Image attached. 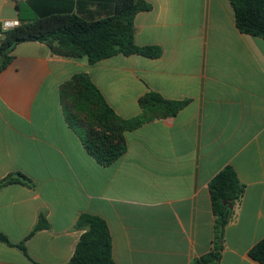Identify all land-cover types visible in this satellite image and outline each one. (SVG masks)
<instances>
[{
	"label": "crops",
	"instance_id": "0c3cea01",
	"mask_svg": "<svg viewBox=\"0 0 264 264\" xmlns=\"http://www.w3.org/2000/svg\"><path fill=\"white\" fill-rule=\"evenodd\" d=\"M135 41L158 58L118 54L89 64L22 42L0 72V180L23 173L34 186L0 189V232L25 241L40 264H67L83 230L81 214L103 218L116 264H191L212 249L209 184L232 167L244 195L225 228L219 264H260L249 256L264 238V39L236 27L230 0H145ZM116 0H0V23L41 14L112 16ZM16 25V26H17ZM88 74L115 112L141 113L154 91L187 101L173 117L125 133L127 152L111 165L91 157L67 125L60 86ZM43 214L49 228L27 238ZM0 264H31L0 241Z\"/></svg>",
	"mask_w": 264,
	"mask_h": 264
},
{
	"label": "trees",
	"instance_id": "16d2710c",
	"mask_svg": "<svg viewBox=\"0 0 264 264\" xmlns=\"http://www.w3.org/2000/svg\"><path fill=\"white\" fill-rule=\"evenodd\" d=\"M230 3L238 30L264 39V0H230ZM150 9L151 4L145 0H116L114 14L100 20H86L76 14H41L7 29L0 23V72L11 63V52L16 45L28 41L44 43L58 56L86 57L89 64L118 54L158 58L162 54L160 47L140 46L135 41V17ZM60 103L67 125L81 139L87 153L98 163L111 165L127 152V131L156 119L173 117L187 101L166 99L150 91L139 100L141 113L126 119L108 104L88 74L79 73L60 86ZM15 183L34 186L25 174L16 173L0 180V189ZM209 192L215 216L213 246L191 264L220 263L225 228L235 205L244 195L245 185L232 167H226L211 180ZM75 227L84 232L67 264H116L112 255V236L103 218L83 213ZM47 228L49 223L40 214L27 238ZM0 241L19 248L31 264H40L29 255L25 241L12 244L1 232ZM249 256L264 264V238L251 248Z\"/></svg>",
	"mask_w": 264,
	"mask_h": 264
},
{
	"label": "built area",
	"instance_id": "2783aa9c",
	"mask_svg": "<svg viewBox=\"0 0 264 264\" xmlns=\"http://www.w3.org/2000/svg\"><path fill=\"white\" fill-rule=\"evenodd\" d=\"M16 25H17L16 22H15V23H6L5 25H3V28H4V29H7V28L14 27V26H16Z\"/></svg>",
	"mask_w": 264,
	"mask_h": 264
},
{
	"label": "water",
	"instance_id": "95a60500",
	"mask_svg": "<svg viewBox=\"0 0 264 264\" xmlns=\"http://www.w3.org/2000/svg\"><path fill=\"white\" fill-rule=\"evenodd\" d=\"M227 215H228V213H227Z\"/></svg>",
	"mask_w": 264,
	"mask_h": 264
}]
</instances>
